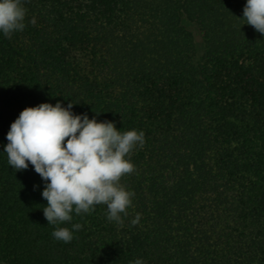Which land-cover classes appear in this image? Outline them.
<instances>
[{
    "label": "trees",
    "instance_id": "1",
    "mask_svg": "<svg viewBox=\"0 0 264 264\" xmlns=\"http://www.w3.org/2000/svg\"><path fill=\"white\" fill-rule=\"evenodd\" d=\"M245 4L23 0L24 30L0 34V264H264V35ZM58 101L145 133L122 223L101 204L48 225L42 178L8 165L20 112Z\"/></svg>",
    "mask_w": 264,
    "mask_h": 264
},
{
    "label": "clouds",
    "instance_id": "2",
    "mask_svg": "<svg viewBox=\"0 0 264 264\" xmlns=\"http://www.w3.org/2000/svg\"><path fill=\"white\" fill-rule=\"evenodd\" d=\"M26 12L23 0H0V34L11 38L23 31ZM241 19L264 35V0H246ZM73 104L41 103L21 111L6 134L7 163L15 172L32 165L44 181L41 195L47 205L42 210L48 225L71 222L73 213H91L101 204L110 222L122 223L135 193L120 181L135 171L131 154L143 147L145 133L121 131L112 121L75 114ZM81 227H58L51 235L69 243ZM131 264L145 261L138 258Z\"/></svg>",
    "mask_w": 264,
    "mask_h": 264
},
{
    "label": "rangeland",
    "instance_id": "3",
    "mask_svg": "<svg viewBox=\"0 0 264 264\" xmlns=\"http://www.w3.org/2000/svg\"><path fill=\"white\" fill-rule=\"evenodd\" d=\"M191 25V29L194 32L195 35V40L198 44V48H199V54L201 52V49H203L204 46V42H203V38H202V34L200 33V31L198 30L197 26H195L194 24H190Z\"/></svg>",
    "mask_w": 264,
    "mask_h": 264
}]
</instances>
